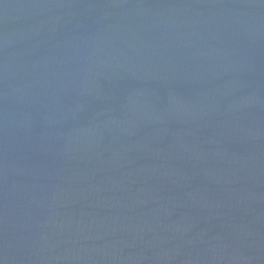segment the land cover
<instances>
[{"label":"water","instance_id":"95a60500","mask_svg":"<svg viewBox=\"0 0 264 264\" xmlns=\"http://www.w3.org/2000/svg\"><path fill=\"white\" fill-rule=\"evenodd\" d=\"M0 264H264V0H0Z\"/></svg>","mask_w":264,"mask_h":264}]
</instances>
